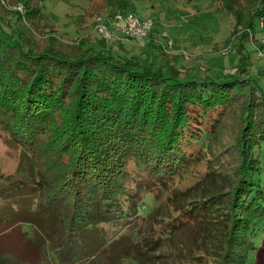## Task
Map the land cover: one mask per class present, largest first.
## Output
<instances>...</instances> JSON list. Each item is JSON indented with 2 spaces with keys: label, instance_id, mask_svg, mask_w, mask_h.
<instances>
[{
  "label": "trees",
  "instance_id": "trees-1",
  "mask_svg": "<svg viewBox=\"0 0 264 264\" xmlns=\"http://www.w3.org/2000/svg\"><path fill=\"white\" fill-rule=\"evenodd\" d=\"M37 1L6 0L19 11L0 0L16 19L0 17L10 26L0 34V138L18 151L13 171L0 166V264H163V247L168 264H244L261 251L264 85L241 75V61L231 76L182 74L150 37L162 63L101 37L55 44ZM219 1L234 34L251 40L264 0ZM102 8L110 18L135 11L130 0H89L82 17ZM226 121L234 135L224 142L215 133ZM199 164L200 181L216 177L219 189L186 201L192 191L177 184Z\"/></svg>",
  "mask_w": 264,
  "mask_h": 264
},
{
  "label": "rangeland",
  "instance_id": "rangeland-1",
  "mask_svg": "<svg viewBox=\"0 0 264 264\" xmlns=\"http://www.w3.org/2000/svg\"><path fill=\"white\" fill-rule=\"evenodd\" d=\"M240 1L246 2L247 0ZM5 3L6 0H2L6 9H12ZM82 3L84 0H38L34 7L38 8L44 36L52 37V42L55 44L56 42L76 43L82 37H86L88 42L95 40L96 35L92 31L93 24L90 21L92 18L89 17L85 25L78 22L80 9L77 5L81 6ZM130 3L135 8L136 15L143 14L144 17L151 19L150 31L137 41L134 39L125 41L113 26L110 31L112 37L110 39L101 37V39H105L106 42L115 41L116 45L117 43L122 45L129 54L136 56L141 64L151 59L155 63H162L157 51L150 52L149 50L151 42L148 38L150 37L154 43L160 44L163 52L167 53L166 56L174 58L171 63L179 68L182 74L186 73L198 79L207 76H231L235 71V66H240L241 61L244 64L242 67L244 71L241 75L259 80L264 85V45L258 47L262 33L259 27L260 21L257 23L255 20L253 40H241L237 34H234L233 14L219 0H130ZM18 5L12 6L13 9H16ZM0 17L4 21L6 19L13 23L16 21L13 15L9 16L1 11ZM9 33L10 26L0 19V34L8 37ZM29 36L33 39V34ZM239 43H242V48ZM233 126V123L229 122L218 130L215 133L216 136L219 132L222 135L218 139L225 138L224 142L232 140ZM218 139L215 137L213 142ZM215 148L211 145L209 151ZM260 148L261 155L264 157V141ZM0 157L2 169L6 172L13 171L18 159L17 148L0 138ZM204 170L205 165L199 164L190 176H185L177 184V188L181 190H187L185 187L189 186V190L192 191L190 194L187 193L190 196L186 201L195 197V194L204 187L207 194L219 189L220 182L216 177L211 179L206 177L200 181ZM196 181L199 183L197 184ZM181 202L173 203L169 209L180 206ZM151 205L152 199L146 196L144 205L140 207V214L148 212ZM254 240L256 246L262 245V250L254 253L252 250L244 264H264V223ZM166 252L163 247L155 253L163 264L170 262L167 260Z\"/></svg>",
  "mask_w": 264,
  "mask_h": 264
},
{
  "label": "built area",
  "instance_id": "built-area-1",
  "mask_svg": "<svg viewBox=\"0 0 264 264\" xmlns=\"http://www.w3.org/2000/svg\"><path fill=\"white\" fill-rule=\"evenodd\" d=\"M13 8V7H11ZM17 10L21 11V4L15 7ZM152 26V21L150 18L138 16L135 13H127L125 17L118 24L116 30L120 33L125 41H130V39H139L142 38ZM260 30L262 31L260 36V43L264 45V22L259 23ZM95 29L102 35L104 38L111 36L110 30L107 26L103 24H95ZM224 51H222L223 53Z\"/></svg>",
  "mask_w": 264,
  "mask_h": 264
},
{
  "label": "crops",
  "instance_id": "crops-1",
  "mask_svg": "<svg viewBox=\"0 0 264 264\" xmlns=\"http://www.w3.org/2000/svg\"><path fill=\"white\" fill-rule=\"evenodd\" d=\"M88 4H89V0H84V3H82L81 6L77 5V8L80 9L78 11L79 12L78 22L81 25H85L87 23V19L89 17H91L92 20H90V21L93 24V30L92 31H93L94 35H96V36L93 35L94 38L102 37V35L98 32V30L94 28L95 24H103V25L107 26V28L111 31V27L115 26V28H117L118 24L125 17V15L127 13L132 12L127 8V9L123 10L121 13H119L118 15H116L114 18H110L108 16V8H102L97 14L87 15V16L82 17V13H83L84 9L88 7ZM140 16H144V15L141 14ZM116 31L120 35L118 30H116ZM111 37L112 36L108 37L107 39H110ZM136 41H137V39H136Z\"/></svg>",
  "mask_w": 264,
  "mask_h": 264
}]
</instances>
